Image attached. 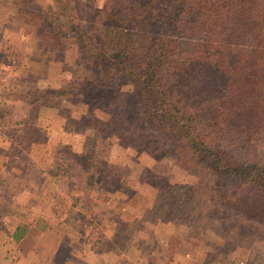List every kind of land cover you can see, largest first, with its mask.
Wrapping results in <instances>:
<instances>
[{
	"label": "rangeland",
	"instance_id": "1",
	"mask_svg": "<svg viewBox=\"0 0 264 264\" xmlns=\"http://www.w3.org/2000/svg\"><path fill=\"white\" fill-rule=\"evenodd\" d=\"M30 1L0 0V264H21L23 260L24 264H264V222L199 195L196 187L202 182L213 183L214 176L197 167L186 169L164 132L145 118L139 106L97 115L90 106L95 90L88 86L51 103L23 99L16 105L2 104L4 99L12 102L18 97L17 91L59 87L71 78L89 75L73 36L62 37L60 44L56 39L33 35L35 24L28 19L31 13L41 14V23L48 24L50 33L65 30L56 3ZM72 1L89 38L99 44L93 30L96 3ZM96 1L100 4L105 0ZM62 46L65 48L59 49ZM39 127L46 132L40 134L38 140L43 143L36 145L34 154L28 147L29 133ZM60 141L63 146L74 145L72 150L69 145L55 158L51 152L39 150ZM118 144L128 153V163L113 169L115 178L108 177L105 157ZM70 152L84 170L94 162L88 157L92 161L94 153L100 152L103 163L92 174L105 182L106 190L98 194V200L92 194V201L84 202L93 205L97 220H102L99 213L104 209L107 225L110 217L120 219L119 206H124L120 198H131L122 221L116 219L114 228L119 229L101 232L95 249L89 242L98 231L90 226V220L82 217L73 231L72 225H63L66 217L46 211L59 204H74L79 196L71 199L62 192L66 188L93 190L92 175L74 174L77 168L60 176L66 170L62 164L73 162ZM116 154L123 156L120 150ZM46 169L57 172L59 178L47 174ZM28 188L41 190L42 201L30 203L25 193ZM105 194L111 195V200ZM109 204L113 208L109 209ZM57 213L64 212L60 209ZM140 213L142 220L138 219ZM49 220L57 225L53 224L54 231L44 232ZM18 224L21 236L16 238L10 228ZM78 240L86 245H71Z\"/></svg>",
	"mask_w": 264,
	"mask_h": 264
},
{
	"label": "trees",
	"instance_id": "2",
	"mask_svg": "<svg viewBox=\"0 0 264 264\" xmlns=\"http://www.w3.org/2000/svg\"><path fill=\"white\" fill-rule=\"evenodd\" d=\"M92 1L99 44L89 38L72 0L52 2L64 19L63 32L50 33L40 13L28 18L35 24L33 35L60 44L62 37L73 36L89 75L59 87L17 91L18 97L2 104L23 99L51 103L88 86L95 90L90 106L97 115L139 106L145 118L164 132L186 169L197 167L214 176L213 183L196 187L199 195L264 222V0ZM45 132L39 127L29 133L31 153L43 143L38 138ZM69 145L72 150L74 145ZM69 145L60 141L39 150L55 158ZM122 147L113 145L105 157L108 177L115 178L113 169L128 163ZM118 150L123 156L116 154ZM99 154L95 152L92 161L88 157L94 162L86 170L73 157L70 165L62 164L66 170L60 174L69 175L70 168H77L74 174L92 175L93 190L72 187L62 192L71 199L78 194L75 206L92 212L86 220L94 224L93 205L84 202L106 190L105 182L92 174L103 163ZM40 191L25 189L28 201L41 202ZM130 200L120 198L122 215L124 209L129 211ZM19 230L16 238L21 236Z\"/></svg>",
	"mask_w": 264,
	"mask_h": 264
},
{
	"label": "crops",
	"instance_id": "3",
	"mask_svg": "<svg viewBox=\"0 0 264 264\" xmlns=\"http://www.w3.org/2000/svg\"><path fill=\"white\" fill-rule=\"evenodd\" d=\"M37 126V125H36ZM0 136H2V135H0ZM51 168H53V167H51ZM57 169V168H56ZM44 170V169H43ZM45 172L48 174V172H49V170L48 169H46L45 170ZM49 173H51V174H53L54 176H59V174H57V172H49ZM62 176V175H61ZM59 178V177H58ZM61 181V183H60V185L59 186H63L62 184H63V182H62V180H60ZM62 190V188L60 189V191ZM76 190H81V189H76ZM58 191V190H57ZM82 191H88V189H83ZM100 194V193H99ZM95 195V200H98L99 198H98V194H94ZM104 196H106V194L104 195ZM111 196V195H110ZM110 196H106L105 198L106 199H108V200H111V198H109ZM64 199H65V201L67 200V197L65 196L64 197ZM77 199V198H76ZM66 205V204H65ZM110 208L109 209H111V205L109 204L108 205ZM56 207V208H55ZM67 207V208H66ZM66 207L64 206L63 207V205H59V206H52V208H50V209H46V211H48V210H50V211H52V212H55V214L53 215V216H56V217H58V216H61V217H66L67 218V222L66 223H63V225L65 226V224H67V226H70V225H72V230L73 231H75L76 230V225L78 224V222L82 219V217L83 218H85L86 219V217L88 218L89 216L91 217V215H92V212H84L80 207H77V206H75V204H72V205H70V206H67L66 205ZM113 208V207H112ZM61 209V212H64L63 213V215H62V213H57L58 212V210H60ZM55 210H57V211H55ZM105 210L106 209H104L103 210V212H101V210H100V213L99 214H101L102 216H103V218H102V220L100 219V220H97L96 218H97V216H96V214L97 213H93L96 217H92V218H95V221H96V223L94 224V223H92L91 221H90V226L92 227V228H96L95 230L96 231H98V233L94 236V237H92V241L91 242H89L90 244V247L92 248L93 247V249H95V247L96 246H98L100 243L98 242H96V240L98 239V237L100 236V233L101 232H108L109 230L111 231L112 229L114 230V229H117V228H114V227H116V225H117V220L115 219V218H113V217H110V224L109 225H107L106 224V222H105V219H106V216H108V215H106V212H105ZM118 211V210H117ZM94 212V211H93ZM70 213L72 214V215H70ZM103 219H104V221H103ZM120 219H123V215H122V213H121V216H120ZM53 224H55V225H57L56 224V222L55 223H53ZM53 224H52V221L51 220H49V222H48V225H47V227L46 228H44V232H52V231H54V229H55V227L53 226ZM92 225H94V226H92ZM111 225V227H109L108 228V226H110ZM13 226V225H12ZM11 226V228L10 229H12V233H13V235L15 236V233H17L18 232V230H19V228H22V226H19V224L18 225H14L13 227ZM67 226H65V227H67ZM96 226V227H95ZM24 228V227H23ZM107 228V229H106ZM42 230H43V228H42ZM24 231H26V232H28V229L26 228H24ZM95 231V232H96ZM26 237V236H25ZM24 237V238H25ZM24 239L22 238V239H20V242H22ZM82 242H80V240H78V241H74V244H71V245H73L74 247H80L81 245H86L85 243H83V244H81ZM93 245V246H92ZM56 246V250L58 249V246H59V244H57V245H55ZM36 250V249H35ZM36 252H37V250H36ZM32 253H34V250H33V252L31 251V252H29V253H26V254H24V256H27V255H30V254H32ZM102 254H104V253H102ZM21 264H24V260H23V263L21 262Z\"/></svg>",
	"mask_w": 264,
	"mask_h": 264
}]
</instances>
